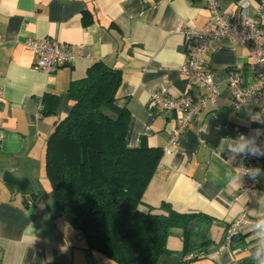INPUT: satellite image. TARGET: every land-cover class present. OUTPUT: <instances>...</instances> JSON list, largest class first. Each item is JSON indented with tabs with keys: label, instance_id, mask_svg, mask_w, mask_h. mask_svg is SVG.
<instances>
[{
	"label": "crops",
	"instance_id": "crops-1",
	"mask_svg": "<svg viewBox=\"0 0 264 264\" xmlns=\"http://www.w3.org/2000/svg\"><path fill=\"white\" fill-rule=\"evenodd\" d=\"M248 1L242 11V0H221L224 15L230 20L252 15L258 0ZM208 17L203 0H0V264H89L88 256L92 264H116L88 251L81 232L55 205L44 167L47 137L71 108V82L102 61L120 71L116 98L130 115L127 146L137 147L143 137L148 146L163 150L180 114L149 110L150 92L195 97L205 92L179 68L186 59L183 30L203 31ZM260 22L264 25V13ZM42 37L77 51L78 57L53 73L35 68V55L25 42ZM207 48L204 61L220 88L218 105L203 109L170 153L162 151L140 208L165 203L199 216L189 235L193 251L182 252L179 228L166 238L169 255L178 259L173 264H258L250 257L258 244L251 229L242 231L235 246L223 245V236L241 212L264 215V155L251 173L258 185L236 198L244 178L234 170L237 152L227 147L243 135L248 141L243 152L255 149L264 126V100L234 110L225 79L235 69L244 83L250 82L249 59L227 39H211ZM225 137L231 139L225 142ZM10 171L20 174L12 177ZM190 254L199 257L189 259Z\"/></svg>",
	"mask_w": 264,
	"mask_h": 264
},
{
	"label": "trees",
	"instance_id": "trees-1",
	"mask_svg": "<svg viewBox=\"0 0 264 264\" xmlns=\"http://www.w3.org/2000/svg\"><path fill=\"white\" fill-rule=\"evenodd\" d=\"M120 80L119 69L95 61L83 78L71 82V108L46 140L45 175L55 205L83 234L88 251L116 264H158L161 255L170 254L165 243L174 228L182 231V252L195 249L187 226L199 216L165 203L140 208L162 149L148 146L143 137L137 147L127 146L130 115L116 98ZM241 235L234 232L229 246Z\"/></svg>",
	"mask_w": 264,
	"mask_h": 264
},
{
	"label": "built area",
	"instance_id": "built-area-1",
	"mask_svg": "<svg viewBox=\"0 0 264 264\" xmlns=\"http://www.w3.org/2000/svg\"><path fill=\"white\" fill-rule=\"evenodd\" d=\"M203 1L209 13L208 21L203 31H196L193 28L183 30L186 59L179 70L195 85L205 89V92L195 97L190 92L172 96L155 90L149 95V110L159 115L173 111L180 114L167 145L162 150L164 153L171 152L188 125L203 109L215 108L218 105L220 88L204 61L209 40L227 39L232 44L240 45L249 59L248 68L252 75L250 82L244 83L240 73L235 69L230 70L226 76L225 87L229 93L227 101L230 106L238 110L246 102L264 100V25L260 22V16L264 13V0H258L252 15L243 13L237 20H230L224 15L221 0ZM248 2L242 0L239 4L242 11ZM25 45L32 49L35 55L34 67L47 73H53L61 65L73 63L78 57L77 51L48 37L28 40ZM2 137L0 120V141ZM254 150L255 155L252 154L253 150L234 155L236 159L234 170L237 175L244 178L236 198L255 188L259 183V179L251 173L254 162L264 155V126L261 128L258 144ZM259 218H264V215L250 217L245 212H241L227 225L223 245L229 246L234 232L252 229L254 222ZM188 258H193V254Z\"/></svg>",
	"mask_w": 264,
	"mask_h": 264
},
{
	"label": "clouds",
	"instance_id": "clouds-1",
	"mask_svg": "<svg viewBox=\"0 0 264 264\" xmlns=\"http://www.w3.org/2000/svg\"><path fill=\"white\" fill-rule=\"evenodd\" d=\"M231 138L225 137V142L229 141ZM248 146V141L245 139L243 135L236 137V143L227 145L228 150L236 151L237 154L243 152L245 148ZM253 155L256 154V151L253 150ZM252 232L254 235V239L258 241V244L255 248L254 252H250V257L254 260H258V264H264V259H259L262 255H264V218H259L254 222L252 227Z\"/></svg>",
	"mask_w": 264,
	"mask_h": 264
},
{
	"label": "water",
	"instance_id": "water-1",
	"mask_svg": "<svg viewBox=\"0 0 264 264\" xmlns=\"http://www.w3.org/2000/svg\"><path fill=\"white\" fill-rule=\"evenodd\" d=\"M8 174L12 177H15V176H18L20 174V172L19 171H10V172H8ZM196 225H197V223L195 221H191L187 226V230L190 232L191 231L193 232ZM80 237H83L82 233H80ZM87 260H88L89 264H92L90 256L87 257ZM177 260H178L177 258L172 257L170 255H161L158 259V264H173V263L177 262Z\"/></svg>",
	"mask_w": 264,
	"mask_h": 264
}]
</instances>
